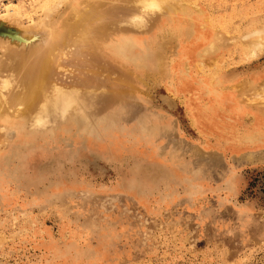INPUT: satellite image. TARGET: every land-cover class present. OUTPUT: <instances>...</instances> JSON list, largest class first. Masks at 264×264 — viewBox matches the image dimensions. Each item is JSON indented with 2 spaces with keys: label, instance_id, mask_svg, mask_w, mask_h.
Wrapping results in <instances>:
<instances>
[{
  "label": "rangeland",
  "instance_id": "1",
  "mask_svg": "<svg viewBox=\"0 0 264 264\" xmlns=\"http://www.w3.org/2000/svg\"><path fill=\"white\" fill-rule=\"evenodd\" d=\"M41 1L0 0V13L11 7L24 27L43 17L50 26L86 3L52 0L44 16L32 8ZM102 1L113 38L131 39L136 52L72 47L57 81L85 88L82 109L41 128L14 121L0 148V264H264V135L240 141L264 122L253 105L264 102V40L251 53L242 43L264 36V0H179L182 9L159 20ZM183 14L203 24L205 40L177 30ZM146 49L160 51L164 69L148 68ZM124 66L136 75L125 79ZM248 89L262 95L240 112ZM215 107L214 127L195 123Z\"/></svg>",
  "mask_w": 264,
  "mask_h": 264
},
{
  "label": "bare ground",
  "instance_id": "2",
  "mask_svg": "<svg viewBox=\"0 0 264 264\" xmlns=\"http://www.w3.org/2000/svg\"><path fill=\"white\" fill-rule=\"evenodd\" d=\"M85 1V5H81V7L79 6L80 4L69 5V7L64 11V13L61 14L50 26L45 25L47 23H44L42 19L45 18L43 17V15L45 16V11L50 15L54 13L55 6H52V0H43L37 5H33L32 8H36L34 9V12L37 9L45 11H43L42 16H40L42 14L40 11L41 14H39V16L40 18H43L41 19L39 24L33 23L34 25L32 26L34 27L31 26L32 29L27 28L28 26L24 27L21 24L22 15L16 9L7 7L5 8L4 13H0V44L3 45L2 37L7 36L5 38L8 41L7 43H10L12 45L10 47H8L10 44L7 46V49H10H8L7 52H5L6 47H3L5 49H3L5 54L0 52L1 56L3 55L2 58L0 57V132L2 133L3 131V133L6 135L4 142H2L0 138V148L1 145L7 143V141L9 140L8 137H11L12 133L15 131L14 129H17L14 124L18 123L19 121H23V124L27 123L30 127L41 128L44 127L46 124L56 123L60 119L66 120V118L71 115V112L74 107H76L77 109L81 108L82 104L80 103H84L83 96L85 97V88H74L71 86L66 87L67 85H69L66 82V86H64L63 82H61L63 84V86H61L59 85L61 84L59 83L60 81H57L59 80L57 79L59 77L57 76V62H59L61 57L67 56L72 47L81 52L89 49L95 54L100 53L107 56L108 53H111L116 56L125 58H132L131 55L136 52V49L134 47L135 45L131 41V39H127L125 42H120L119 40H117L119 39V36L118 38L114 39L118 34L116 35V30L112 29L111 27V23L109 21L110 18H108L107 13L108 11H106L105 9V1ZM117 1L118 0H116V2ZM123 1H125V3L127 4H130V6L132 5V7H139V9H141L142 11L149 10L150 12L155 13L156 16H158L157 20L161 19V16L165 14L169 17L174 16L177 13L176 10L181 8L179 0L169 2L168 0ZM183 15L180 17L184 18V23L178 25L177 30H181L182 34L191 35L192 37L194 36L196 40H205L203 30L200 28L203 24L201 22L197 24L190 15ZM116 18H114L115 21L117 20ZM112 19L113 18H111V20ZM206 19H208V17ZM177 20H175V23H177ZM115 21L113 22L114 26L117 25ZM133 23L135 24V22ZM11 26L16 27L13 33H9V28ZM4 31L6 32V34L4 33ZM256 31V33H254L255 30L254 32L251 31L252 33L256 34H253L254 36L252 35L253 38L250 37L249 33H246L247 35H245V33L243 34L245 36H248L249 38H245L249 42L245 39V42H242L246 44V46L244 47L246 48L245 50L248 49L247 51H249L250 46V50H253L255 46L257 47V45L262 46V40H264V38H262L264 37L262 34V30ZM251 32L250 34H252ZM169 33L174 34L173 32ZM162 35L164 36V34ZM224 36H226V34ZM245 36H243V38ZM220 38L222 39V37ZM29 41L31 43H29ZM7 43L4 44L7 45ZM2 45H0V47ZM247 45L249 48L247 47ZM253 46L254 48L252 49ZM164 47H166V45H164ZM213 47L214 45L212 43H209L208 47L203 48V51L210 50ZM256 49L257 48H255L254 50ZM159 52L156 51V49H153L150 52L146 49L144 53H142L143 59H146V62L149 61L150 66L148 68H163V63H160ZM142 54L138 56L141 57ZM134 71H131L130 68H128L127 66H124V69H121V72L123 73L125 79L126 77H129L130 79L134 77L137 73L136 69ZM80 84H85V80L80 82ZM263 86L262 89L264 88ZM253 90L254 89H252V91H250L249 89L243 90V103L240 102V107H238V110L240 112L248 111V109H250L245 105L249 104L251 101L255 102V95H259L260 93L262 95V92H254ZM127 93H130L131 95L133 94V90L130 89ZM122 94H124V92H122ZM261 95H259V97ZM262 96L263 98L261 97L260 99H264V94ZM244 103L246 104L244 105ZM256 103L258 102L256 101ZM253 105L256 108H259V110L254 111V113L256 112V115L254 117L257 120H261V117L264 114V102ZM216 110L217 108L215 107L214 109L209 111H198L194 117L195 123L201 125L202 127H214V124L212 123V116L214 112H217ZM14 121H16V123ZM259 123L260 125H256L255 129L252 130L251 134H244L242 140L237 138L238 141L236 140V143L238 144L240 143V141L247 143L252 142L253 140H259L261 135H264V122Z\"/></svg>",
  "mask_w": 264,
  "mask_h": 264
}]
</instances>
